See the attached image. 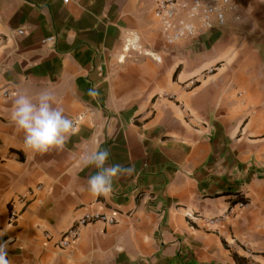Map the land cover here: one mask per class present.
<instances>
[{"label": "crops", "instance_id": "crops-1", "mask_svg": "<svg viewBox=\"0 0 264 264\" xmlns=\"http://www.w3.org/2000/svg\"><path fill=\"white\" fill-rule=\"evenodd\" d=\"M158 1L0 0V230L12 200L44 188L7 227L13 264H264V0L173 45ZM129 34L161 61L122 59ZM198 42L205 55L186 51ZM41 89L77 123L62 151H25L10 119L18 91ZM96 147L136 169L106 197L80 161ZM86 213L116 223L60 249Z\"/></svg>", "mask_w": 264, "mask_h": 264}, {"label": "clouds", "instance_id": "clouds-1", "mask_svg": "<svg viewBox=\"0 0 264 264\" xmlns=\"http://www.w3.org/2000/svg\"><path fill=\"white\" fill-rule=\"evenodd\" d=\"M10 119L23 133L25 151L38 154L64 150L78 132L75 122L57 105V97L50 89L35 94L18 91L13 97ZM110 157V149L101 147L86 149L80 156L83 167L96 169L87 179V191L93 197L110 195L115 190V181L136 171L134 165L111 163ZM8 230L7 227L0 230V264H13L9 258L11 238L3 239Z\"/></svg>", "mask_w": 264, "mask_h": 264}, {"label": "built area", "instance_id": "built-area-1", "mask_svg": "<svg viewBox=\"0 0 264 264\" xmlns=\"http://www.w3.org/2000/svg\"><path fill=\"white\" fill-rule=\"evenodd\" d=\"M63 1L66 2L67 0ZM239 6V0H159L155 12L164 26L163 36L166 42L173 45L183 40L197 41L204 31L224 26L227 21V14L236 12ZM18 34H23V31L20 30ZM46 41L54 42V37ZM133 54L150 57L158 62L161 61L157 54L141 46L136 35L129 34L124 42V56H122V59L127 56L131 57ZM10 97V93H4L0 95V101ZM75 124L77 126V123ZM43 189V186L39 184L12 200L7 227L15 226L21 216V211L16 209V205L25 208L35 197L36 192ZM238 206L244 208L246 203L241 202ZM98 222L113 225L116 220L100 213H86L73 226L62 233L57 246L63 250L70 248L74 242L79 240L84 227ZM45 236L46 238L51 237L49 233H46ZM3 238L9 239L7 232Z\"/></svg>", "mask_w": 264, "mask_h": 264}, {"label": "rangeland", "instance_id": "rangeland-1", "mask_svg": "<svg viewBox=\"0 0 264 264\" xmlns=\"http://www.w3.org/2000/svg\"><path fill=\"white\" fill-rule=\"evenodd\" d=\"M200 46H201V48H200ZM202 46H203V49H202ZM190 50L191 51H195L196 50V52L203 51L204 52L203 55H205V52L208 50V46L206 45V43H202V42L200 43V42H198V43L194 44L192 46V48L186 49V51H188V52Z\"/></svg>", "mask_w": 264, "mask_h": 264}, {"label": "trees", "instance_id": "trees-1", "mask_svg": "<svg viewBox=\"0 0 264 264\" xmlns=\"http://www.w3.org/2000/svg\"><path fill=\"white\" fill-rule=\"evenodd\" d=\"M241 201H242V202H246V203L248 202L247 199H245V198L239 196V197L237 198V200L234 201V202L232 203V205H233V204H236V203H238V202H241ZM261 255L264 256V253H262ZM234 258H235L238 262L240 261L236 254H234Z\"/></svg>", "mask_w": 264, "mask_h": 264}]
</instances>
